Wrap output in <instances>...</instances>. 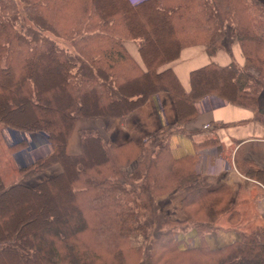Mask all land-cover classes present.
I'll return each mask as SVG.
<instances>
[{
  "label": "trees",
  "instance_id": "1",
  "mask_svg": "<svg viewBox=\"0 0 264 264\" xmlns=\"http://www.w3.org/2000/svg\"><path fill=\"white\" fill-rule=\"evenodd\" d=\"M198 47L211 60L189 72L185 89L172 63ZM221 51L229 64L212 60ZM158 91L169 92L177 121L150 141L116 145L87 128L79 152L67 151L78 118H120ZM207 95L249 106L264 125V0H0V126L20 136L8 143L20 180L4 185L0 175V264H264V227L207 245L236 203L228 189L205 187L197 154L171 155L169 137ZM40 142L47 153L26 162ZM240 147L239 172L264 185V169L239 158ZM55 164L53 177L23 183ZM180 191L179 222L156 202ZM193 228L199 245L181 248L178 232Z\"/></svg>",
  "mask_w": 264,
  "mask_h": 264
},
{
  "label": "crops",
  "instance_id": "2",
  "mask_svg": "<svg viewBox=\"0 0 264 264\" xmlns=\"http://www.w3.org/2000/svg\"><path fill=\"white\" fill-rule=\"evenodd\" d=\"M180 54L179 59L172 63V68L183 87L188 89L189 72L198 66L207 65L211 59L201 47L185 49ZM232 57L238 66L244 65V58L237 44L232 46ZM212 60L217 64L226 65L230 63L231 58L221 51L217 52ZM203 98L197 99L194 104L196 119L185 123L183 133L176 132L169 137V148L171 155L176 159L197 154V172L201 174L205 187L210 190L218 187L228 189L229 201L236 203L237 216L222 214L217 221L220 229L205 235L207 245L216 249L240 240L242 232L264 227V185L239 172L234 158L241 146L239 158H242V155L243 159H251L258 167L264 169V125L254 119L255 112L249 106L237 105L216 95ZM262 101L264 95L259 98V103L262 104ZM89 121L90 127H83L84 124L79 121L78 141L81 129L92 128L106 137L108 135L114 144L120 145L131 140L130 134L135 129L150 133L160 130L164 125L174 124L177 121V113L169 92L158 91L125 116L95 117ZM108 122L116 123V127L113 129ZM111 128L112 134L109 132ZM8 134L11 135L10 131ZM115 134H118L121 141H113ZM210 140L213 143H208ZM69 142L70 138L67 151L71 154L78 153L76 147L71 152L68 150ZM36 148L40 151L39 155L48 151L41 143L37 144ZM182 197L176 196L175 193L169 200L170 207L175 210L174 218L179 221L185 220V216L178 211ZM178 241L184 242L187 247H196L200 243L193 230L178 234ZM181 246L183 248V245Z\"/></svg>",
  "mask_w": 264,
  "mask_h": 264
},
{
  "label": "rangeland",
  "instance_id": "3",
  "mask_svg": "<svg viewBox=\"0 0 264 264\" xmlns=\"http://www.w3.org/2000/svg\"><path fill=\"white\" fill-rule=\"evenodd\" d=\"M130 1L135 3V2H138L139 0H130ZM47 35L50 38L54 39L58 43V45L60 47H63L65 49H67L68 51H72V45H71L70 41H67V40L61 39V38H56L50 33H47ZM233 44L235 45L236 43H233ZM89 119L90 118H78L77 119V122H76V125H75V127H76L75 131L70 137V142H69V147H68L69 148L68 150L70 152L73 151V148L75 149V147L77 149L76 151L79 150V141H78V138H77V136H78L77 127L79 126V121L84 124L83 127H90ZM108 125H110L113 129H114V127H116V123H112L111 122V124L109 123ZM170 125H173V124L164 125L161 129L168 128ZM112 128L109 130V132L111 134H112ZM139 129H141V128H139ZM4 131L7 134L5 138L3 136ZM156 132H157V130L149 133L147 131L136 130L135 129L132 133H136V135L133 136V134L131 133L130 134V139L135 141L136 143H144L148 139L150 141L152 135H154ZM21 136H23V135H21ZM104 137L108 138L109 136L107 135V137L106 136H104ZM19 138H20V136H19L18 133L12 131V136H11V135L8 134L7 130H4V128L2 126H0V175L2 177V181H3L4 185H8V184H11V183H13L15 181H19L20 180V176H19V172H18L19 164L17 163V160L15 158V154L8 150V143L9 142H13V141L17 142ZM112 139L115 142L121 141L118 138V134L117 135L115 134L112 137ZM40 143L45 145V147L47 148L48 144H46L44 142H40ZM39 154H40V151L36 147H31V148L28 149V151H27V153L25 154L24 157H25V160H27L26 162H28V161L33 160L35 157H38ZM26 162H24V163H26ZM24 163H22V164H24ZM196 167H197V163H196ZM60 170H61V168H60L59 164L52 165L51 167H49L45 171H43L40 175L32 177L29 180L24 181L23 183H25L27 185H33L35 183L40 182L43 178L53 177L54 175L59 173ZM175 193H176V196H179V195L183 196L182 199L186 195L184 191L175 192ZM175 193H173V194L166 193V194L160 195L159 198L157 197V201L158 202H156V204H157V211H159V213L164 214L168 219L179 221L178 219L174 218L176 216V215H174L175 210H173L174 208L170 207L171 204H170V201H169L170 197L172 195H175ZM180 201H181L180 205H179L180 209H178V211L180 212L181 215L185 216V214L182 211V200H180ZM180 214L178 213L177 215L180 216ZM185 220H186V216H185ZM217 226H218V224H217ZM219 229H220V227H219ZM191 230L196 232V230L193 228V229H189V230H186V231L180 230L178 232V234H186V233H189ZM212 232H215V231H212ZM212 232H210V233H212ZM178 234L176 236V239H177L176 241H178ZM196 236H197V232H196ZM178 243H179L180 247H182L181 245H183V248L187 247V244H185L184 242L178 241Z\"/></svg>",
  "mask_w": 264,
  "mask_h": 264
},
{
  "label": "water",
  "instance_id": "4",
  "mask_svg": "<svg viewBox=\"0 0 264 264\" xmlns=\"http://www.w3.org/2000/svg\"><path fill=\"white\" fill-rule=\"evenodd\" d=\"M46 179H48V178H43L41 181H44V180H46ZM37 183H35V184H33V185H28V186H34V185H36Z\"/></svg>",
  "mask_w": 264,
  "mask_h": 264
},
{
  "label": "built area",
  "instance_id": "5",
  "mask_svg": "<svg viewBox=\"0 0 264 264\" xmlns=\"http://www.w3.org/2000/svg\"><path fill=\"white\" fill-rule=\"evenodd\" d=\"M132 134H133V136L136 135V133H132Z\"/></svg>",
  "mask_w": 264,
  "mask_h": 264
}]
</instances>
